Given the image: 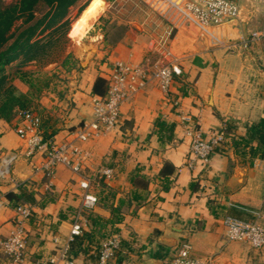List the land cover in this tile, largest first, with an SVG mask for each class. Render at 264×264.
<instances>
[{"label":"crops","instance_id":"obj_1","mask_svg":"<svg viewBox=\"0 0 264 264\" xmlns=\"http://www.w3.org/2000/svg\"><path fill=\"white\" fill-rule=\"evenodd\" d=\"M149 1L151 7L147 5L156 16L154 24L140 21L137 29L124 22L128 29L116 44H106L104 35L83 36L85 41L73 51L79 65L65 72L68 86L60 92L58 104L66 97L68 107L61 111L62 118L54 115L50 121L48 117L47 133L53 131L52 137L58 142L69 140L72 130L93 118L92 100L98 96L92 92L93 83L101 77L107 85L106 67L116 60L146 68L175 61L182 69L185 89L177 82L166 97L150 82L126 98L115 131L76 141L86 156L79 174L58 165L46 180L38 167L39 159L15 162L9 178L0 180V264H15L1 247L16 219L7 192H17L16 185L29 180L36 184L37 200L42 194L50 195L51 199L35 207V212L44 223H50L53 233L27 225L28 252L19 263L44 264L59 246L53 236L59 238L60 245L65 244L76 214L82 211L80 181L89 178L94 194L92 183L101 167L113 170L111 177L102 176L104 182L122 192L129 189L128 177L136 169L151 179L149 195L141 207L135 212L130 208L119 224V238H133L134 246L143 251L124 264L162 263L183 240L191 242L196 256H211L212 264H264V246L227 241L221 224L222 218L230 216L264 226V160L242 157L225 145L222 151L212 153L208 164H202L191 159V135L187 133L191 122L209 138L226 121H233L235 135L243 136L248 126L264 118V0H234L240 7L239 17L218 26H200L186 16L182 12L185 0ZM102 12V7L91 4L86 12L88 21ZM253 32L263 35L252 38ZM158 118L174 124L172 141H159L154 132ZM16 123L17 117L10 122L0 119V153L22 147L14 129ZM10 128L15 136L9 133ZM166 160L176 171L170 188L160 191L156 177ZM78 222L86 228L81 213ZM158 254L161 258L156 257Z\"/></svg>","mask_w":264,"mask_h":264},{"label":"trees","instance_id":"obj_2","mask_svg":"<svg viewBox=\"0 0 264 264\" xmlns=\"http://www.w3.org/2000/svg\"><path fill=\"white\" fill-rule=\"evenodd\" d=\"M79 0H14L4 4L0 0V119L10 122L17 115L25 110L31 109L39 116L35 110V99L40 92L48 87V83H36L28 71L22 70V66L30 61L43 62L52 59L53 49H60L67 41L70 19L67 17L68 9ZM46 5L49 10L37 18L35 8L39 4ZM88 3L85 2L78 9V14ZM22 20V26L11 31L17 20ZM41 26V28H40ZM38 29L39 32H38ZM125 24H111L104 27V41L106 44H116L121 40L127 31ZM46 34L37 37L43 32ZM16 61L12 72H6L5 66ZM61 66L65 71L78 67L77 61L71 53H68L61 61ZM178 78L180 87L185 89V83ZM14 79H19L27 85L28 90L23 92L13 83ZM107 91V85L103 78L97 77L92 86V92L103 96ZM60 94V92H59ZM40 128L45 138L53 136V131L47 133V123L49 119L41 116ZM173 123L165 122L160 118L154 122V132L157 133L159 141H172ZM236 125L233 121H226L220 130L224 133L225 140L214 146L213 152L222 151L223 146H231L236 153L242 157H258L264 160V118L259 122L247 127L243 136L235 135ZM176 167L169 161H164L157 175L159 190L167 191L174 180ZM103 175H99L100 190L95 192L96 203L94 207L82 214V219L86 224L79 234L73 235L67 240V256L71 259H82L83 264H97L102 243L108 238L117 235L119 224L125 218V214L133 207L135 212L149 195L150 178L136 169L128 177L129 189L122 192L118 187H113L104 182ZM47 180L48 178L44 176ZM36 184L33 181H24L18 185L17 192L9 191L6 197L11 206L15 209L18 205L28 203L34 206L28 225L35 229H40L46 233H53L50 223H44L43 219L35 212V207L43 206L51 199L49 194H38ZM158 199L161 197L159 195ZM48 198V199H47ZM211 207V206H210ZM212 213L213 210H212ZM79 222H82L79 221ZM14 223V221H13ZM53 235V234H51ZM30 230L27 231V248L29 246ZM126 241L120 239V248L115 253L114 264H124L128 255L140 257L142 249L134 246L135 240L130 238ZM123 251H127L125 255ZM4 253V252H3ZM7 259L8 256L4 253ZM162 255H156L161 258Z\"/></svg>","mask_w":264,"mask_h":264},{"label":"built area","instance_id":"obj_3","mask_svg":"<svg viewBox=\"0 0 264 264\" xmlns=\"http://www.w3.org/2000/svg\"><path fill=\"white\" fill-rule=\"evenodd\" d=\"M200 26L221 25L236 20L240 15V7L234 0H185L183 11ZM263 35L262 32L251 33L252 38ZM105 71V70H104ZM107 91L103 96H94L92 100L93 118L84 121L68 135L69 140L56 141L54 137L45 138L40 128L41 118L33 110L28 109L17 115L14 127L16 134L23 141L24 147L10 152L0 153V180L6 179L11 173L13 164L20 158L35 162L39 159V169L43 176L51 178L58 165L68 167L73 173L79 174L84 166L86 156L76 141L85 142L95 139L102 134L110 133L118 128V115L123 101L145 88L148 83H154L163 94L168 97L172 87L182 75L181 67L175 62L158 64L153 68H146L140 64H132L121 60L111 62L106 67ZM177 102H175L176 104ZM184 120L190 122L189 117ZM191 135L190 154L192 160H199L202 164L210 162L214 146L225 140L222 131L204 138L191 125L187 127ZM98 172L105 177H111L113 170L101 167ZM19 184L16 186L18 187ZM80 187L84 193L81 201V210L91 209L96 203L95 195L90 191V179L83 178ZM34 206L23 203L15 208L16 219L7 236L1 241L3 252L12 263L23 262L27 250V225ZM76 214L72 223L70 236L79 234L81 225ZM224 235L227 241L246 242L254 248L264 246V226L252 221L225 216L221 220ZM55 244L59 246L44 264H83L67 256V242L59 243V238L53 236ZM120 248V238L114 235L102 243L97 264H114L115 253ZM190 241H181L164 258L162 264H212L211 256H196Z\"/></svg>","mask_w":264,"mask_h":264},{"label":"rangeland","instance_id":"obj_4","mask_svg":"<svg viewBox=\"0 0 264 264\" xmlns=\"http://www.w3.org/2000/svg\"><path fill=\"white\" fill-rule=\"evenodd\" d=\"M14 0H2V3L7 4ZM85 2L88 4L85 8L78 14V9ZM151 1L144 0H79L74 5H72L67 12V17L70 19L69 30L67 32V41H65L60 49H53L54 53L52 54V59L43 62L30 61L24 66H22V70L28 71L30 76L34 79L36 83H48V87L43 89L39 97L36 98L35 101V110L40 114L43 119H48L50 116V121L53 120V116H57V119L62 118L63 111H65L68 107L67 102L68 99L65 97V101L62 104H58L60 100L59 92H64L67 90V74L64 68L61 66V61L64 57L71 53L73 55V51L77 48L78 45L82 44V41H85L86 36L93 37H101L104 35V27L111 24H123L124 22H128L133 27L139 29L138 23L140 21L145 22L147 25L154 24L156 16L150 10L147 4L151 7ZM91 4H96V7H102L103 12L93 21L88 22L87 14L88 8H90ZM90 5V6H89ZM89 6V7H88ZM88 7V8H87ZM49 8L44 4H39L35 8V15L37 18H40ZM87 21V22H86ZM22 26V20H17L11 31L16 30V28H20ZM41 28V26H40ZM40 29H38L39 32ZM47 31L38 34V38L42 37L46 34ZM84 39H83V38ZM74 57V56H73ZM83 62H86L84 58H81ZM16 61H13L11 64L5 66L6 72H12L14 69ZM87 64V62H86ZM77 65H79V61L77 60ZM86 66V65H82ZM13 83L15 86L25 92L28 90L26 84L21 82L19 79H14ZM65 89V90H64ZM251 99V98H250ZM65 106V107H64ZM62 111V112H61ZM61 115H59V114ZM9 133L15 136L13 129H9ZM18 136V135H17ZM22 141V140H21ZM22 147H24V143L22 141ZM11 151V150H10ZM7 150L6 152H10ZM22 159V158H20ZM18 159V160H20ZM17 160V161H18ZM24 160V159H23ZM16 161V162H17ZM28 162V161H27ZM98 175L100 173L98 172ZM98 177V176H97ZM95 179V182L92 183L95 192H98L100 188L99 178ZM9 178V177H8ZM6 178V179H8ZM4 180V179H2ZM88 211V209H83L81 211V215L84 212ZM126 241L131 239H124ZM27 250L25 252V256L27 254ZM128 253L127 251H123L122 254ZM25 258V257H24ZM132 257L130 255L127 256L126 262H130Z\"/></svg>","mask_w":264,"mask_h":264},{"label":"bare ground","instance_id":"obj_5","mask_svg":"<svg viewBox=\"0 0 264 264\" xmlns=\"http://www.w3.org/2000/svg\"><path fill=\"white\" fill-rule=\"evenodd\" d=\"M90 13H91V11H90ZM92 15H93V14H92ZM92 15H91V16H92ZM92 18H93V17H92ZM89 20H91V19H89ZM86 22H87V21H86ZM88 22H89V21H88Z\"/></svg>","mask_w":264,"mask_h":264},{"label":"water","instance_id":"obj_6","mask_svg":"<svg viewBox=\"0 0 264 264\" xmlns=\"http://www.w3.org/2000/svg\"><path fill=\"white\" fill-rule=\"evenodd\" d=\"M158 264H162V263L159 261Z\"/></svg>","mask_w":264,"mask_h":264}]
</instances>
